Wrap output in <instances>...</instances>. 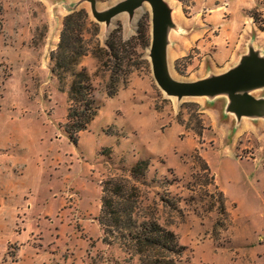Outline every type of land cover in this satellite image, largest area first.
<instances>
[{
	"label": "rangeland",
	"instance_id": "374dc122",
	"mask_svg": "<svg viewBox=\"0 0 264 264\" xmlns=\"http://www.w3.org/2000/svg\"><path fill=\"white\" fill-rule=\"evenodd\" d=\"M118 1L97 0V8ZM166 1L175 21L178 12L192 19L182 33L191 36L200 17L229 1L224 18L231 22L212 32L220 43L191 39L189 52L171 67L169 75L182 80L223 71L209 54L226 58L230 24L243 6L251 17L252 10L264 11V0L252 7H245L250 0ZM77 3L89 11L84 36L101 58L97 48L106 47L112 32L131 40L123 51L131 72L125 80L119 71V90L109 95L110 69L87 54L95 61L81 64L93 76L99 110L74 143L65 130L72 78L66 74L62 89L51 52ZM143 3L106 25L93 17L90 0H0V264H142L133 246L118 233L105 235L98 220L103 181L130 177L141 159L149 160L135 178L143 214L177 234L181 264H264V136L240 133L241 122L217 105H207V118L196 98L161 89L150 58L151 5ZM142 20L149 24L146 38L138 31ZM127 109L139 132L115 125Z\"/></svg>",
	"mask_w": 264,
	"mask_h": 264
},
{
	"label": "trees",
	"instance_id": "16d2710c",
	"mask_svg": "<svg viewBox=\"0 0 264 264\" xmlns=\"http://www.w3.org/2000/svg\"><path fill=\"white\" fill-rule=\"evenodd\" d=\"M251 15L264 29V18H261L264 17V11L256 14V10H252ZM88 25L89 13L85 8L69 12L63 20L59 43L51 52L53 72L61 86L65 82L66 74H70L72 78L67 91L70 105L65 130L74 143L78 142L80 132L89 128L99 110L93 76L81 64L83 57L92 53L110 69L112 80L109 95H114L119 90V71L124 74L125 80L131 72L129 61L124 66L126 56L123 55L131 40H124L117 31L112 32L106 40V47L97 48L104 52V58H101L86 43L84 33ZM148 28L149 24L142 20L139 23V35L146 38ZM145 44L148 42L145 41ZM148 167L149 160L141 159L132 166L130 177L113 176L103 181L98 220L105 235L118 233L122 240L130 243L140 255L142 264H181L183 246L180 245L177 234L162 225L154 216L143 214L144 208L139 200L140 188L135 183V178L144 175ZM205 168L209 169L207 163Z\"/></svg>",
	"mask_w": 264,
	"mask_h": 264
},
{
	"label": "crops",
	"instance_id": "0c3cea01",
	"mask_svg": "<svg viewBox=\"0 0 264 264\" xmlns=\"http://www.w3.org/2000/svg\"><path fill=\"white\" fill-rule=\"evenodd\" d=\"M123 1L125 0H119L110 7L103 10H99L97 8V0H90L91 3L90 12L97 21L105 22L106 25H109L111 20L116 15L122 12H127L129 16H132L136 8L140 6V5L136 6L132 11L129 10L119 11L115 15L111 16L109 22H107L106 20L101 21L97 18L96 14L106 13L108 10H110L111 8H113L114 6L118 5ZM164 1L169 10L168 23L166 26V36H165L164 69L166 73L169 75L171 74L170 69L171 67H173L176 61L189 52V49L192 45L191 39L194 42L198 41V44L200 46L203 43H209V44L212 42L220 43L219 41L217 42V40H215L220 36V34H218L217 36H213L212 32L214 31L215 28H222L224 21L231 22L232 16L228 19L224 18V15L226 14L225 12L226 9L230 11L228 5L229 1H227L226 4H224V6L219 5L217 7H214L209 12H207V15L205 16L204 19L200 17L199 21L202 24V26H200V29L195 30V34H192L191 36L189 34H182V33L188 32V29L190 28L189 26L190 21L192 19L186 17L185 15L182 16L178 12L177 13L178 20L175 21L173 15L175 9L166 0ZM253 1L254 0H250L245 7H252L253 5H255ZM80 3L75 4L69 11L79 9ZM80 8H85V7H80ZM243 8H241L242 13L240 15V20L230 24L231 37L229 38L228 42L230 43L231 47L227 48L226 50L227 52L224 53L226 58L225 59L221 58L223 56V53L219 51L214 52L213 54H209V57L213 58L212 60L215 65L219 64L224 67L223 71L221 72L213 71L210 75H203L199 78L192 80H198L212 75H218L221 73L228 72L239 66L243 62V60L246 59L249 61L255 59L257 61L255 64H252L250 66V69H255V70L264 69V29H262L257 24V22H255L253 17H251L249 14L244 13ZM86 10L88 11V9ZM220 18L222 19V21L220 23L218 22L216 23L215 21H218ZM89 57H90L89 55L84 56L82 60V64L84 65L93 64L95 58H89ZM170 77L177 79L173 76ZM178 80H182V79H178ZM263 90H264V85L236 90V92L241 93V95L236 98H232L228 90H218L211 93L199 94V95H187L186 97L196 98L197 99L196 101L202 104V108H203L202 111H204L205 113L204 115L207 118H210L209 115H212V112L210 111V106L207 105L212 103L214 105H217L222 111L226 110V112L228 113L226 115H229L233 122L235 121L241 122L240 133L243 134L246 133L247 131L253 132L256 130V132H259V134H262V136H264V111H260L261 108L264 107V95L259 93L260 91ZM151 99L152 101H154L155 97L152 95ZM254 107L258 109H254ZM129 109L125 110L124 115H120V114L118 115L115 125L119 126L120 131L126 129L128 130V127L131 126L132 128H129L130 130L133 131V129H137V131L139 132L140 129L134 124L131 117L132 116L135 117V113L137 112L136 117L138 118L137 114L140 115L141 113L139 111H136L134 108H132V110L135 113L132 112V116H131L130 115L131 111ZM145 109L148 110V108L146 107L143 110ZM149 111L158 116H160L161 115L160 113H162L160 110L156 108H154L153 111L152 110ZM165 122H162L161 124L164 125ZM182 129H183V125L181 124V130Z\"/></svg>",
	"mask_w": 264,
	"mask_h": 264
},
{
	"label": "water",
	"instance_id": "95a60500",
	"mask_svg": "<svg viewBox=\"0 0 264 264\" xmlns=\"http://www.w3.org/2000/svg\"><path fill=\"white\" fill-rule=\"evenodd\" d=\"M144 0H125L114 6L106 13L96 14L101 21L109 22L111 16L121 10L132 11ZM151 5V44L150 58L152 71L157 84L168 94L175 96L199 95L218 90H228L232 98L241 95L240 90L253 86L264 85V69H250L257 61L243 60L236 68L198 80H178L171 78L164 69V52L166 26L168 23L169 10L164 0H148Z\"/></svg>",
	"mask_w": 264,
	"mask_h": 264
},
{
	"label": "bare ground",
	"instance_id": "6f19581e",
	"mask_svg": "<svg viewBox=\"0 0 264 264\" xmlns=\"http://www.w3.org/2000/svg\"><path fill=\"white\" fill-rule=\"evenodd\" d=\"M149 2L148 1H145L144 3H143V6H142V8L143 9H146V8H148L149 7Z\"/></svg>",
	"mask_w": 264,
	"mask_h": 264
}]
</instances>
